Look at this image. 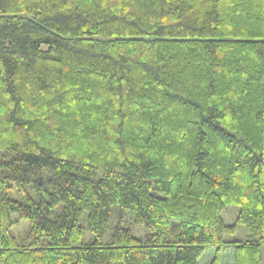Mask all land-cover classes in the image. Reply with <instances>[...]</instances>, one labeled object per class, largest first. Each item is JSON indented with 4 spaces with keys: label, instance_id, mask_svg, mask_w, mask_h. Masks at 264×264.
<instances>
[{
    "label": "trees",
    "instance_id": "trees-1",
    "mask_svg": "<svg viewBox=\"0 0 264 264\" xmlns=\"http://www.w3.org/2000/svg\"><path fill=\"white\" fill-rule=\"evenodd\" d=\"M263 244L264 0H0V264Z\"/></svg>",
    "mask_w": 264,
    "mask_h": 264
},
{
    "label": "rangeland",
    "instance_id": "rangeland-1",
    "mask_svg": "<svg viewBox=\"0 0 264 264\" xmlns=\"http://www.w3.org/2000/svg\"><path fill=\"white\" fill-rule=\"evenodd\" d=\"M237 211H238V208L236 206L232 205V206L226 207L221 214L224 222L226 224L235 223ZM122 223L124 226L130 228L136 236H142L143 235L144 231H143L142 226L135 224L134 221L132 219H130V217L128 215L124 217ZM25 224H26V222H24V221L21 222L20 225L16 228V232L21 230ZM246 237H247V235L245 233L243 226L237 225L235 234L234 235H226L225 239L244 241V240H246ZM83 241H84V243H89L92 241V237H91L90 233H88L87 231L84 234V240ZM213 256H214V253L212 254V250L209 249L207 251V253L204 255V257H202L201 259L203 260V262H206ZM262 256H263V261H264V244L262 245ZM231 262H232V249L230 247H225L220 252V263L221 264H231Z\"/></svg>",
    "mask_w": 264,
    "mask_h": 264
}]
</instances>
